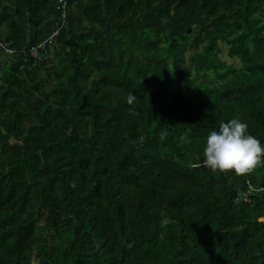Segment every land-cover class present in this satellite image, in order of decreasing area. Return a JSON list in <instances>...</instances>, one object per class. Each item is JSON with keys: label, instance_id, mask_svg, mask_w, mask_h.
Returning <instances> with one entry per match:
<instances>
[{"label": "trees", "instance_id": "obj_1", "mask_svg": "<svg viewBox=\"0 0 264 264\" xmlns=\"http://www.w3.org/2000/svg\"><path fill=\"white\" fill-rule=\"evenodd\" d=\"M65 10L0 0V264H264V166L202 163L233 117L264 144V0Z\"/></svg>", "mask_w": 264, "mask_h": 264}, {"label": "clouds", "instance_id": "obj_2", "mask_svg": "<svg viewBox=\"0 0 264 264\" xmlns=\"http://www.w3.org/2000/svg\"><path fill=\"white\" fill-rule=\"evenodd\" d=\"M136 97L129 94L128 102ZM249 125L239 117L221 122L217 130L207 134L203 148V166L213 172L234 171L248 175L264 166V144L249 133Z\"/></svg>", "mask_w": 264, "mask_h": 264}, {"label": "built area", "instance_id": "obj_3", "mask_svg": "<svg viewBox=\"0 0 264 264\" xmlns=\"http://www.w3.org/2000/svg\"><path fill=\"white\" fill-rule=\"evenodd\" d=\"M59 2L61 3V6H62V14H61V23L60 25L56 28V30L54 31V34L58 32L59 28L64 25V17H65V12H66V0H59ZM0 45L2 46V44L0 43ZM38 48L39 46L37 47H31L27 50V52L33 56H37L38 55ZM26 52V51H25ZM5 53H13V50L9 49V48H5Z\"/></svg>", "mask_w": 264, "mask_h": 264}, {"label": "rangeland", "instance_id": "obj_4", "mask_svg": "<svg viewBox=\"0 0 264 264\" xmlns=\"http://www.w3.org/2000/svg\"><path fill=\"white\" fill-rule=\"evenodd\" d=\"M264 219V218H263ZM255 220H262V219H255Z\"/></svg>", "mask_w": 264, "mask_h": 264}]
</instances>
